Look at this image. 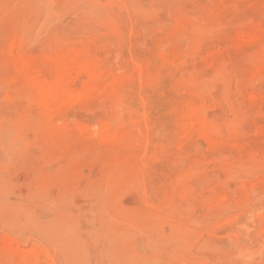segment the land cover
<instances>
[{
	"label": "rangeland",
	"instance_id": "1",
	"mask_svg": "<svg viewBox=\"0 0 264 264\" xmlns=\"http://www.w3.org/2000/svg\"><path fill=\"white\" fill-rule=\"evenodd\" d=\"M3 263L264 264V0H0Z\"/></svg>",
	"mask_w": 264,
	"mask_h": 264
},
{
	"label": "bare ground",
	"instance_id": "2",
	"mask_svg": "<svg viewBox=\"0 0 264 264\" xmlns=\"http://www.w3.org/2000/svg\"><path fill=\"white\" fill-rule=\"evenodd\" d=\"M256 29V28H255ZM257 29H258V27H257ZM241 30V29H240ZM243 31V30H242ZM241 31V32H242ZM243 33V32H242ZM257 33V32H256ZM255 33V34H256ZM240 33H238V35H239ZM254 34V33H253ZM237 35V36H238ZM245 35V34H244ZM249 34H248V32H247V36H248ZM258 35V34H257ZM247 36L245 37V36H242L241 35V37L244 39V38H247ZM250 36V35H249ZM249 36H248V38H249ZM253 36V35H252ZM252 36L250 37V39H255V38H257V37H255V35H254V37L255 38H252ZM259 37V36H258ZM235 38H237V37H235ZM240 38V37H239ZM241 39V38H240ZM249 39V40H250ZM245 40V39H244ZM243 40V41H244ZM248 40V39H247ZM242 41V40H241ZM253 41V40H252ZM241 42L239 41V44H240ZM248 43V42H247ZM162 45L164 46V43H162ZM162 46V47H163ZM161 48V47H160ZM84 49V48H83ZM162 49V48H161ZM164 49V48H163ZM162 51V50H161ZM83 55V54H82ZM85 56V55H84ZM88 57V56H87ZM163 57V56H162ZM25 58V57H24ZM22 59V61H21V65H20V67H21V70H23L24 72H27V73H29L30 71H31V69H32V65H31V63L28 61V60H26V59ZM67 58V57H66ZM50 59V58H49ZM58 59V58H57ZM91 59V58H90ZM96 59V58H95ZM66 60V59H65ZM63 61V60H62ZM94 61V60H93ZM19 62V61H18ZM79 62H81V61H79ZM83 62V61H82ZM96 62V61H95ZM92 64H94L93 62H92ZM91 63H89V61L86 63V60H85V62L84 63H77L76 62V58H72V59H70L69 61H63L61 64H60V66H57V68H58V70H57V75H56V77H55V79H53L52 80V82H45V83H43V82H41L42 84H40L39 86H37V84H36V82H34L36 85L35 86H37V92L36 93H38V94H36L37 95V97H38V100L37 101H40V103L42 104V105H44L45 106V111H47L46 112V114L48 113L49 114V116L48 117H50L53 113H54V111H56V110H58L59 108H62V106L64 105V106H66L65 105V103H66V101H69V100H71L72 101V99H70L71 97H74V100L76 99V96H79V95H83V93H87L89 90H90V92L92 91L91 89H96L97 88V86L95 85V84H98L97 82H98V80L99 79H101L100 77L102 76V75H99V76H97L96 75V72L97 71H95V68L97 69V66L95 67V64L94 65H92ZM57 65V64H56ZM98 65V64H97ZM17 66V65H16ZM55 67V66H54ZM95 67V68H94ZM135 67H136V65H135ZM36 68V67H35ZM32 70H34V68L32 69ZM135 70H136V68H135ZM102 71V70H101ZM138 72H139V70H138ZM26 73V74H27ZM36 73V74H35ZM40 73V72H39ZM74 73L77 75V74H79V73H85L87 76H88V82H85L83 85H82V88L80 89V90H74V91H69V87H67L66 88V86H68L69 85V83H71L72 82V80H74V78H75V76H74ZM140 73V72H139ZM24 74V73H23ZM31 76H32V74H30ZM34 75L36 76L37 75V72H34ZM141 75V74H140ZM23 77L25 76V75H22ZM113 76V75H112ZM129 76V75H128ZM28 77H30L29 75H28ZM45 77V76H44ZM31 78V77H30ZM40 78V77H39ZM46 78V77H45ZM44 78V80L45 81H47L46 79H48V78H46L45 79ZM113 78V77H112ZM111 78V79H112ZM115 78H116V76H115ZM26 80V79H25ZM37 80V79H36ZM35 80V81H36ZM41 80H43V77H41ZM119 80V79H118ZM34 81V80H33ZM83 81V80H82ZM100 81V80H99ZM111 81L112 80H110L109 82L111 83ZM31 83H32V80L30 81ZM39 82V81H38ZM108 82V81H107ZM118 82H120V81H118ZM39 84V83H38ZM101 84V82L99 83V86H102V85H100ZM107 85V84H106ZM105 85V86H106ZM98 86V87H99ZM109 86V85H108ZM73 87V86H72ZM96 87V88H95ZM36 89V88H35ZM73 89V88H72ZM98 89H100V87L98 88ZM71 90V89H70ZM100 93V92H99ZM35 95V96H36ZM85 95V94H84ZM87 95V94H86ZM34 96V95H33ZM36 101V100H35ZM36 101V102H37ZM68 103V102H67ZM66 103V104H67ZM69 104H70V102H69ZM197 110V109H196ZM45 113V112H44ZM201 113V112H200ZM51 114V115H50ZM84 117V116H83ZM190 117H191V121H192V123H191V125L192 124H195L194 123V120L196 119L197 120V122L199 123V126H200V128L202 129V131L203 132H205V134L207 135V132H209V129H208V126H207V121H205L204 119H202L201 117H199V115L197 114V112L196 111H191V113H190ZM202 117H204V115H202ZM190 121V120H189ZM190 121V122H191ZM187 122V121H186ZM81 124H84V123H81ZM106 124V123H105ZM105 124H101L100 125V127L98 128V129H96V128H94V131H95V129L97 130V133L100 135V136H102V137H104V136H106L107 134H108V130H107V126L105 125ZM79 125H80V123H79ZM85 125V124H84ZM86 126V125H85ZM89 126V125H88ZM99 126V125H98ZM77 127V126H76ZM81 127H83L82 125H81ZM87 127V126H86ZM195 127V126H194ZM90 128H92L91 126H90ZM89 128V129H90ZM88 129V130H89ZM93 129V128H92ZM191 129H192V127H191ZM85 130H87L86 128H85ZM114 130V129H113ZM92 131V130H91ZM94 131H93V134H94ZM96 132V131H95ZM114 132V131H113ZM86 134V133H85ZM111 134V133H110ZM189 134V133H188ZM212 134V133H211ZM89 135V134H88ZM97 135V134H96ZM95 135V136H96ZM99 135H98V137H99ZM188 136V135H187ZM213 136H215V135H213ZM108 137V136H107ZM186 137V136H185ZM211 137V136H210ZM221 137V136H220ZM222 138V137H221ZM221 138H220V141H221ZM186 140V139H185ZM14 254V252L12 253V254H10V255H13ZM33 256H35L34 254H33ZM38 258V257H37ZM38 260V259H37ZM4 264V263H3Z\"/></svg>",
	"mask_w": 264,
	"mask_h": 264
}]
</instances>
